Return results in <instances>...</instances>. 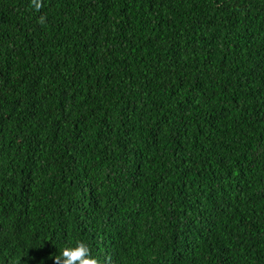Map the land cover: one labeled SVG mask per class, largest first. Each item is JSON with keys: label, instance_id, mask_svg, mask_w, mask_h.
<instances>
[{"label": "trees", "instance_id": "16d2710c", "mask_svg": "<svg viewBox=\"0 0 264 264\" xmlns=\"http://www.w3.org/2000/svg\"><path fill=\"white\" fill-rule=\"evenodd\" d=\"M0 264H264V0H0Z\"/></svg>", "mask_w": 264, "mask_h": 264}]
</instances>
